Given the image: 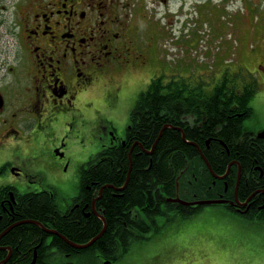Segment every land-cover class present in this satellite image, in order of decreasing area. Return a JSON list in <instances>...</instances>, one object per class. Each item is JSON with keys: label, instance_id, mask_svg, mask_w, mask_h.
Returning a JSON list of instances; mask_svg holds the SVG:
<instances>
[{"label": "flooded vegetation", "instance_id": "1", "mask_svg": "<svg viewBox=\"0 0 264 264\" xmlns=\"http://www.w3.org/2000/svg\"><path fill=\"white\" fill-rule=\"evenodd\" d=\"M160 3L168 0H0V264L26 259L24 250L3 240L21 223L57 235L21 218L34 198L52 199L64 215H100L95 204L101 193L91 212L79 200L82 172L98 162L100 152L80 168L79 191L70 204L60 202L59 187L83 151L127 141L119 136L118 118L140 86L177 82L169 55L174 39L162 29L163 20L171 21L156 7ZM258 63L264 82V63ZM262 132L245 141L258 159L244 173L239 160L230 164L237 165L238 192L242 182L246 187L238 206L263 220ZM31 249L30 264H68L52 256L54 248H43L40 260L38 246Z\"/></svg>", "mask_w": 264, "mask_h": 264}, {"label": "trees", "instance_id": "2", "mask_svg": "<svg viewBox=\"0 0 264 264\" xmlns=\"http://www.w3.org/2000/svg\"><path fill=\"white\" fill-rule=\"evenodd\" d=\"M260 62L264 63L262 54ZM215 86L208 95L207 84L191 79L166 87L157 82L150 84L131 113L126 143L103 148L98 162L89 164L82 172L79 200L88 203V211L91 212L94 197L100 196L104 187L95 204L107 222L104 235L88 249L76 250L37 224L21 223L3 238L15 244L14 249L18 246L26 252V259L16 264H30L32 246H38L39 260L41 250L47 247L73 256L99 253L104 260L118 261L130 252L135 242L148 238L149 234H159L177 219L189 220L204 209L169 203L168 197L179 194L186 201L233 199L237 165H233L225 181L217 180L200 150L190 143L202 149L217 175L225 174L235 159L241 162L244 173L258 159L254 145L245 143L249 133L244 128L253 113L250 104L259 87L253 78L228 72L222 74ZM167 124L172 127L166 128L158 139ZM176 127L184 131L187 140ZM155 143L154 151L149 153ZM242 189H246L243 182L239 196ZM55 204L50 198H34L31 205L21 210V218L38 221L77 244L89 242L102 231L104 222L94 213L87 217L78 210L64 215ZM48 239L50 246H46Z\"/></svg>", "mask_w": 264, "mask_h": 264}, {"label": "rangeland", "instance_id": "3", "mask_svg": "<svg viewBox=\"0 0 264 264\" xmlns=\"http://www.w3.org/2000/svg\"><path fill=\"white\" fill-rule=\"evenodd\" d=\"M160 7L162 12L167 8L169 14L180 17L175 27L178 34L180 28L181 35H188L190 30V38L179 41V45L187 43L189 51L178 48L172 57L179 58L181 66L185 61L180 57L186 55L190 60V78L211 83L209 94L224 72L239 73L247 79L256 76V63L264 51V0H170L168 7ZM255 50L259 51L256 55ZM258 82L260 91L251 102L253 114L245 122L246 130L252 134L264 130V82L260 78ZM146 88L141 86L125 101V109L118 118L119 136L127 135L130 114L139 93ZM101 149L98 146L83 151L73 163L61 181L60 202L68 205L78 194L80 168ZM226 209L222 205L207 206L189 220L177 219L159 234L152 233L148 239L135 242L130 252L115 262L95 254L56 256L75 264H264V222L243 220Z\"/></svg>", "mask_w": 264, "mask_h": 264}, {"label": "water", "instance_id": "4", "mask_svg": "<svg viewBox=\"0 0 264 264\" xmlns=\"http://www.w3.org/2000/svg\"><path fill=\"white\" fill-rule=\"evenodd\" d=\"M167 127H169V126H165V127L163 128V130L161 131V133H160L158 139L161 138V136H162V134H163V131H164ZM178 129H179L180 131H182V133H183V138L186 140V135H185V133L183 132V130L180 129V128H178ZM259 136L264 137V132H262ZM155 146H156V143H155V145L153 146L152 150L149 151V153H152V152L154 151ZM202 156H203L204 160L206 161V163L208 164V166H209L210 170L212 171V173L215 175V177H217V178H223V176H217V175L213 172L212 167H211L210 163L208 162L207 158H206L204 155H202ZM228 172H229V171H228ZM227 174H228V173H227ZM103 188H104V187H103ZM103 188L100 190L101 195H102V192H103ZM168 201L179 202V203H181V204H183V205H203V204H208V205H209V204H222V203H225V202H226L225 200H221V199H218V200H203V201H196V202H186V201H184V200H181L179 197H177V198H169ZM94 203H95V201H94ZM97 214H98V213H97ZM99 216H100V217L103 219V221H104V228H103V230H102V231H101V232H100L95 238H93L89 243H87V244H85V245H78V244H76V243L70 241L69 239H67L65 236L60 235V234L57 233L56 231H49V232L52 233V234L60 235V236H61V237H62V238L68 243V244H70L71 246H73V247L76 248V249H84V248H88V247H90L91 245H93V244H94L99 238H101V237L103 236V234L105 233L106 229H107V224H106V221H105L104 217L101 216V215H99Z\"/></svg>", "mask_w": 264, "mask_h": 264}]
</instances>
